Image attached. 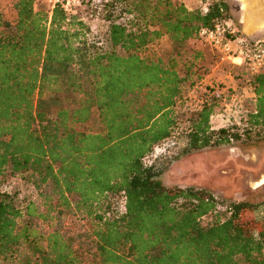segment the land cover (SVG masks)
<instances>
[{
  "label": "trees",
  "instance_id": "16d2710c",
  "mask_svg": "<svg viewBox=\"0 0 264 264\" xmlns=\"http://www.w3.org/2000/svg\"><path fill=\"white\" fill-rule=\"evenodd\" d=\"M36 2L14 0L15 23L0 9V264H264L259 205L168 186L146 163L203 78L200 30L230 19L229 5L214 1L204 15L174 0H84L101 2L107 25L90 43L84 20L57 9L48 25ZM164 38L168 48L144 54ZM243 67L251 108L214 130L225 96L207 88L182 114L185 152L264 138V69ZM95 113L101 132L77 129ZM15 177L31 182V196L2 190Z\"/></svg>",
  "mask_w": 264,
  "mask_h": 264
},
{
  "label": "rangeland",
  "instance_id": "374dc122",
  "mask_svg": "<svg viewBox=\"0 0 264 264\" xmlns=\"http://www.w3.org/2000/svg\"><path fill=\"white\" fill-rule=\"evenodd\" d=\"M174 1L184 3L183 0ZM214 1L219 0H209V3L212 4ZM224 1L228 3L231 14V18L225 22L237 35L252 40H264V0ZM96 3L85 5L76 15L90 25L92 29V34L88 36L90 43H99L100 37L104 38L107 31V25L102 20L101 2ZM0 9L7 20L15 21L13 0H0ZM39 9L47 11L43 1L39 2ZM196 45L201 50V55L198 57L194 72L199 76L203 75V78L196 81L194 87L189 90L185 103L178 105L176 111L179 114V128L174 136L157 147L155 153L146 159V163L153 164L161 172L160 180L168 186L206 190L222 205L234 202L257 204L259 209L254 216L256 215L257 219H264V138L185 152L189 141L186 132L189 123L186 122L188 117L182 114L199 105L207 88H220L225 96L223 105L217 109L218 114L211 120V127L214 130L240 123L242 115L251 108L254 99L248 81L250 73L246 68L224 61L220 53L205 41H200ZM168 47V38H164L144 54L150 56L159 48ZM192 59L193 54L189 52V63ZM197 77L196 75L195 79ZM77 129L90 133L101 132L98 114L95 113L91 122L78 125ZM173 143L176 146H172ZM3 184V191L18 192L21 197L32 195L31 182L21 177L6 178ZM221 204L219 211L224 212L226 207ZM65 219L68 225L73 224L70 217L66 216ZM212 220L213 218L209 216L204 219V223H211ZM89 228V225L84 227Z\"/></svg>",
  "mask_w": 264,
  "mask_h": 264
},
{
  "label": "built area",
  "instance_id": "2783aa9c",
  "mask_svg": "<svg viewBox=\"0 0 264 264\" xmlns=\"http://www.w3.org/2000/svg\"><path fill=\"white\" fill-rule=\"evenodd\" d=\"M46 6L51 24L54 12L61 9L68 16H76L83 7L84 0H41ZM201 12H210L209 0H199ZM199 37L212 46L224 61L239 66H246L257 74L264 69V40H252L237 35L227 22L218 23L214 28L204 27Z\"/></svg>",
  "mask_w": 264,
  "mask_h": 264
},
{
  "label": "crops",
  "instance_id": "0c3cea01",
  "mask_svg": "<svg viewBox=\"0 0 264 264\" xmlns=\"http://www.w3.org/2000/svg\"><path fill=\"white\" fill-rule=\"evenodd\" d=\"M13 2H14V0H13ZM39 2H41V0H37V2H36V10H39ZM183 2L191 10H195V9L200 8V1H198V0L197 1H195V0H183ZM188 3H190V4H188ZM14 18H15V21H11L13 23H15L16 20H17V12H15V17Z\"/></svg>",
  "mask_w": 264,
  "mask_h": 264
},
{
  "label": "flooded vegetation",
  "instance_id": "af4514ba",
  "mask_svg": "<svg viewBox=\"0 0 264 264\" xmlns=\"http://www.w3.org/2000/svg\"><path fill=\"white\" fill-rule=\"evenodd\" d=\"M226 2V1H225ZM228 4V3H227Z\"/></svg>",
  "mask_w": 264,
  "mask_h": 264
}]
</instances>
